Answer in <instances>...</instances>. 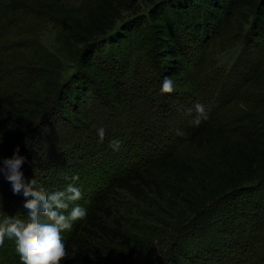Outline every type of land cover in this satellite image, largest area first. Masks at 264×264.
<instances>
[{"label": "trees", "instance_id": "obj_1", "mask_svg": "<svg viewBox=\"0 0 264 264\" xmlns=\"http://www.w3.org/2000/svg\"><path fill=\"white\" fill-rule=\"evenodd\" d=\"M136 1L81 0L79 7L70 9L63 0H0L1 20L17 13L27 20L37 16L41 21L67 25L74 44L83 43L68 79L61 85L56 82L48 85L55 86V106L32 96L16 98L12 92L0 96V142L20 138L22 132L33 130V119L37 116L39 123L58 127L51 128L50 134L54 139L59 137L57 147L62 148L61 141L69 138V134L66 136L61 125H54V118L63 119L62 123L67 122L76 132L66 143L67 165L74 166L83 148L81 140L75 141L81 128L97 136L96 129L104 126V140L114 137L125 140L123 136L130 134L135 138L127 153L121 152L120 145L116 154H111L117 169L105 171L101 184L80 186L83 197L76 203L86 207L88 214L83 220L75 221L70 230H63L67 255L61 264H113L100 259L101 252L119 259L131 256V250L105 245L109 240L137 244L136 237L123 229L125 219L116 217L113 211L118 192H125L142 203L152 199L158 204H168L173 197L178 202L171 207L184 210L180 214L182 221L190 214L184 220L191 223L189 228L169 249L168 264H264V236L255 238L247 232V229L253 232L264 228L260 226L264 215V176L255 177V170L264 162V57L253 66L245 58L243 68L251 69L252 74L247 76L244 71L234 75L235 83H224L220 104L212 113L207 111L208 118L199 126L191 124L183 134L173 138L168 131V124L174 126L176 115L181 114L177 110L180 93L187 97L183 102L192 99L204 104L201 94L213 87L211 82L199 78L198 64L190 60L195 49L190 53V46L200 43L206 47L205 36L223 37L230 34L235 22H240L243 52H249L251 47H264V0H169L149 8L145 25L151 34L147 39L150 51H155V59L161 65L152 80L147 81L149 89L143 95L131 94L121 86L124 64L127 65L122 60L129 54L127 51H135L131 48L135 24L141 21L133 24L134 27L127 19L116 24L121 11L135 10ZM12 24H15L13 20L9 27ZM9 34L12 31L0 32V36L5 35L4 42L11 40ZM12 54L17 59L23 58L0 42V55L11 57ZM11 67L0 59V74ZM165 76L173 78L174 91L160 92ZM26 104L33 105L32 109ZM41 104L46 107L38 115L35 108ZM51 111L54 120L48 122ZM47 130L41 129L39 133L48 134ZM39 133L36 149L42 148ZM142 139L151 152L142 151L139 146ZM166 140L167 147L161 146ZM154 143L161 148H156ZM55 147L52 141L49 148ZM185 148L200 154L201 159L185 153ZM81 161L78 165L84 166ZM97 161L104 166V158ZM211 161L218 162L215 170L210 168ZM100 171L97 168L92 172L99 175ZM253 179L257 181L253 183ZM23 180L25 185L32 183L31 177L24 178V174ZM249 183L254 186L248 187ZM247 192H250L248 198L235 200ZM242 203L249 209L246 214L249 221L237 212ZM5 215L15 216L20 222L25 220L23 202L13 193L10 182L0 185V219ZM104 219H110L112 226ZM0 264H20L14 241L5 238L0 244Z\"/></svg>", "mask_w": 264, "mask_h": 264}, {"label": "rangeland", "instance_id": "obj_2", "mask_svg": "<svg viewBox=\"0 0 264 264\" xmlns=\"http://www.w3.org/2000/svg\"><path fill=\"white\" fill-rule=\"evenodd\" d=\"M63 1V3L71 9L72 6L79 7L81 0ZM165 1L169 0H137L135 10L121 11L120 18L116 21V24H118L120 20L127 19V21H130L131 27H134L133 24L137 23L139 20L141 21L140 24H135L137 29L134 33V40L131 45V48H134L135 51H127L129 54L124 55L122 60L123 63L127 62V65L124 64L125 71L121 81L122 90L123 88L127 89L131 94L143 95L149 89L147 81L152 80L150 78L155 76L158 65H161L159 60L157 61L155 59L157 58L155 51H150L151 46L147 37L150 36L151 32L145 24H147L148 21L146 11L149 8L158 7L159 3L164 4ZM32 18V20H27L24 15L17 13L13 17L6 16L4 20L0 19V25L2 24L0 32L4 31L6 34V32L12 31V34L7 36L12 41L9 40L4 42V35L0 36V42L7 45L8 50H15L23 56V58L17 59L13 54L11 57L0 55L2 61L12 66L8 72L0 74V96L12 92L14 95H17L15 96L16 98L32 96L37 100L44 99L45 104L50 103L49 106H55V86L52 88L51 86L55 82L57 85H61L68 79L67 77L71 75L75 67V62L77 61L76 57H79L82 51L83 43L74 44V36L72 32L67 31V25H55L47 21V19L41 21L40 17L37 16ZM11 20H13L15 24L9 27V22ZM240 25V22H235L231 26L230 34L223 37H214L213 34L205 36L203 39L206 40L204 42L206 47L200 43H195L193 47L190 46L192 48L190 53L195 49V52L193 51L190 55V60L194 59V61L197 62L198 70H200L199 78L204 82H211L213 86L208 92L201 94V96L205 98L204 104L207 107V111H211L210 113L220 104V96L224 94L226 87L224 83H228V81L231 84L232 82L235 83V81H233L234 75L239 73L242 74L245 71L243 68L245 58L250 59V64L253 66L255 61L264 57V47H258L257 49L251 47L249 52H243V48L245 49V47L242 41L243 39H241L243 32L241 33L242 29H239ZM198 46L205 52H199V49H196ZM202 53L203 56L201 55ZM243 55L244 57H242ZM242 58L244 61L238 62V60ZM244 73L247 76L252 74L251 69H248ZM157 77L159 76L156 73V79ZM49 83L51 86H48ZM230 83L229 87L232 86ZM180 94V99L178 98L180 107H178L177 110L180 111L181 114L176 115L177 118L174 121V126L172 123L171 125L168 124L170 127L168 131H170V136L172 138L173 136L179 135L177 130H182L184 133V131L191 126L190 121L192 117L196 115L195 112L188 113L187 109L193 107L194 104L197 103V100L193 101L191 99L183 102L187 97L184 98L183 93ZM25 106L29 109L33 107V105L30 104H26ZM43 106L46 107L45 105ZM43 106L41 104L40 107L35 108L38 115L42 108H44ZM52 114L53 111H51V114L48 112V115H51L48 118V122H52L55 119L54 125H61V127L66 130V136L69 134V138H65L61 141V145H64L62 148L57 147L59 142L57 139L59 137L54 139V135L50 134L51 128L57 129L58 127H52L53 123H51L50 126H46L45 123H39L40 118L36 116L33 119V130L30 132H22L20 138L12 140L7 139L0 142V158L11 156L16 146H19V153L25 157L24 164L21 168L24 178L26 175L27 177H31L32 183H36L39 189L45 191L63 188L67 183L71 182L70 180H66L65 177H70L73 173H79V180L75 182L79 186L101 184L104 180L103 176L105 175V171L109 172L113 169H117L113 159H110V157H112L111 154H116V151L113 150L112 147L110 148V144H108L111 139L107 138L100 141L96 134H91L87 130L81 128L80 131H78V135H76L75 141L81 140L80 145H82L83 148L80 150L79 156L75 158V161L81 163V160H83L84 166L78 165V162H76L74 166H68L66 143H69L70 137L76 132H74L73 127L67 124V122L62 123L61 120L63 119H53ZM41 129H48V134L45 132L39 133ZM38 133L39 138L42 139L40 141L42 142V148L36 149L35 145H37L38 142ZM29 135L32 138L28 139L27 137ZM130 135L123 136V138L126 137L125 140L121 137L119 138L122 141V147H120L122 149L121 152L127 153L131 141H136L135 138ZM33 136L36 137L33 138ZM128 139L130 140L129 142ZM52 141H54V146H56L54 150L49 148ZM141 141L139 146L142 151L151 152L150 146L148 144L146 145V143L144 144L145 140L142 139ZM167 142L168 140L160 145L167 147ZM160 145L157 144L156 148H161ZM184 152L191 153L187 148L184 149ZM190 155H194L196 159H201V155L198 153H191ZM99 158H104V166H101V162L97 164ZM54 159L57 161L56 164L50 161ZM69 160L73 163L72 158L69 157ZM126 160H128V158ZM211 163H213L211 167L209 166L210 164L206 165L212 170H215L218 162L215 163L211 161ZM97 168L101 170L99 175L92 172L93 169L95 171ZM256 176H264V162L255 170V177ZM253 180V183L257 181V179ZM8 182L9 181L0 174V185H6ZM252 186L254 185L249 183L248 187ZM1 189L4 188L2 187ZM249 194L250 192L244 193V196L237 197L235 200L241 199L242 197L248 198ZM3 198L5 199V195ZM169 200L168 204L170 206L168 204H162V202L158 204L152 199L142 203L134 200L125 192H118L117 197L113 201V211L116 217L120 216L125 219L126 223L123 229L130 235L136 237L137 244L132 246V244L124 240H109L105 242V245L123 250H131V256H127L125 259H119L110 253L101 252L100 259L113 264H168L171 258L169 249L175 246V243L178 242L181 235H183L184 230L188 229L191 224H186L188 221H184L191 217L189 216L190 214H186L187 218L182 221L180 214H183L184 210L173 209L174 203L178 201L173 197L169 198ZM237 212L243 214V219L249 221L248 218H246L249 209L243 203L239 206ZM259 217L260 216H257L256 218ZM259 220L260 219H258V222ZM104 221L107 225L112 226L110 219H104ZM260 222V226L264 225V215L261 217ZM249 227L250 225H248V228ZM247 232L249 235L253 234L255 238L264 236V228L253 232L247 229Z\"/></svg>", "mask_w": 264, "mask_h": 264}, {"label": "clouds", "instance_id": "obj_3", "mask_svg": "<svg viewBox=\"0 0 264 264\" xmlns=\"http://www.w3.org/2000/svg\"><path fill=\"white\" fill-rule=\"evenodd\" d=\"M159 90L162 93L174 91L173 78L165 76ZM187 112L196 113L190 121L193 126H199L208 118L206 106L200 102ZM96 131L98 139L103 141L105 127L100 126ZM177 132L183 134L182 130ZM109 143L118 151L122 141L114 137ZM24 160L19 146L11 156L0 158V174L10 182L13 193L20 196L25 214L23 222L10 215L0 219V244L5 238L14 241L20 264H61L67 255L63 230H70L75 221L83 220L88 214L86 207L76 203L83 197L81 187L75 183L79 180V173L66 176L65 179L71 182L63 188L45 191L36 183L25 185L21 170Z\"/></svg>", "mask_w": 264, "mask_h": 264}]
</instances>
